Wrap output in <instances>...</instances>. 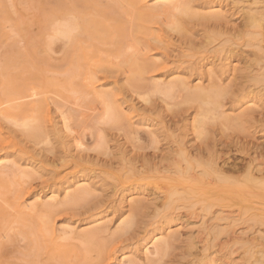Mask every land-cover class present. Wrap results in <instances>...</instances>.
Listing matches in <instances>:
<instances>
[{"label":"rangeland","instance_id":"374dc122","mask_svg":"<svg viewBox=\"0 0 264 264\" xmlns=\"http://www.w3.org/2000/svg\"><path fill=\"white\" fill-rule=\"evenodd\" d=\"M174 1L0 0V264H264V0Z\"/></svg>","mask_w":264,"mask_h":264},{"label":"bare ground","instance_id":"6f19581e","mask_svg":"<svg viewBox=\"0 0 264 264\" xmlns=\"http://www.w3.org/2000/svg\"><path fill=\"white\" fill-rule=\"evenodd\" d=\"M185 0H176V1H174V4L176 5V6H179V5H181L183 2H184ZM159 2V1H158ZM160 6V5H159ZM174 8H175V6H174ZM173 8V9H174ZM177 8V7H176ZM219 8V7H218ZM177 10V9H176ZM33 96H36V93H34L33 92V94H32V97ZM9 120V119H8ZM69 123V122H68ZM25 124V123H24ZM66 129H68V127L66 126ZM77 137V136H76ZM82 147H83V144L81 143V142H78V149H82ZM80 156V155H79ZM72 158V157H71ZM82 158H83V156H82ZM62 166V165H61ZM26 196V195H25ZM5 202V201H4ZM7 204H9V203H7ZM16 204V203H15ZM28 206V205H27ZM29 207V206H28ZM18 208H20V210L23 208V206H22V204L21 203H19V205H18ZM44 226H45V224H44ZM43 226V227H44ZM42 226H41V229L43 228ZM45 228V227H44ZM46 229H48V230H50V228L49 227H47L46 226ZM43 230V229H42ZM51 233L52 234H55V228H54V226H53V228L51 229ZM4 239H5V237H4ZM52 239V238H51ZM53 243V242H52ZM150 244V243H149ZM145 246H146V244H145ZM144 250V249H143ZM146 252H148L149 254H151V255H153L154 253H152L151 252V250H150V247H148V248H146Z\"/></svg>","mask_w":264,"mask_h":264}]
</instances>
